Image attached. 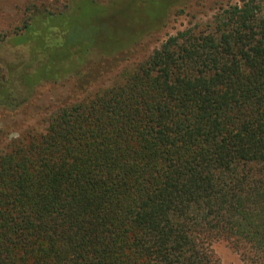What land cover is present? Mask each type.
I'll list each match as a JSON object with an SVG mask.
<instances>
[{
  "label": "trees",
  "instance_id": "trees-1",
  "mask_svg": "<svg viewBox=\"0 0 264 264\" xmlns=\"http://www.w3.org/2000/svg\"><path fill=\"white\" fill-rule=\"evenodd\" d=\"M95 37L46 49L42 77ZM8 82L0 63V105ZM217 240L264 264V0L171 35L0 154V264H222Z\"/></svg>",
  "mask_w": 264,
  "mask_h": 264
},
{
  "label": "rangeland",
  "instance_id": "rangeland-1",
  "mask_svg": "<svg viewBox=\"0 0 264 264\" xmlns=\"http://www.w3.org/2000/svg\"><path fill=\"white\" fill-rule=\"evenodd\" d=\"M94 1L0 0V63L11 91L0 105V154L15 139L46 133L58 109L110 86L124 68L144 60L171 35L208 29L222 7L244 0ZM36 7L40 10L32 31L17 38ZM47 11L58 14L48 19ZM92 34L95 41L83 63L78 58L81 52L73 48L64 65L55 68L56 76L42 77L46 49L72 37L91 39ZM116 41L118 48L111 49ZM36 75L40 79L33 85L26 82V76ZM212 248L222 264H246L225 240L214 241Z\"/></svg>",
  "mask_w": 264,
  "mask_h": 264
}]
</instances>
